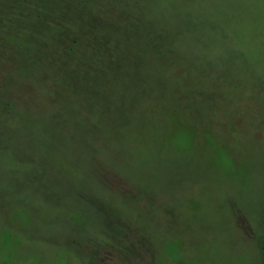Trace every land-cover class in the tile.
Listing matches in <instances>:
<instances>
[{"label": "rangeland", "instance_id": "374dc122", "mask_svg": "<svg viewBox=\"0 0 264 264\" xmlns=\"http://www.w3.org/2000/svg\"><path fill=\"white\" fill-rule=\"evenodd\" d=\"M0 264H264V0H0Z\"/></svg>", "mask_w": 264, "mask_h": 264}, {"label": "trees", "instance_id": "16d2710c", "mask_svg": "<svg viewBox=\"0 0 264 264\" xmlns=\"http://www.w3.org/2000/svg\"><path fill=\"white\" fill-rule=\"evenodd\" d=\"M30 18H31V16H24V19L28 22V24L26 26L30 25L29 24V22L31 21Z\"/></svg>", "mask_w": 264, "mask_h": 264}]
</instances>
